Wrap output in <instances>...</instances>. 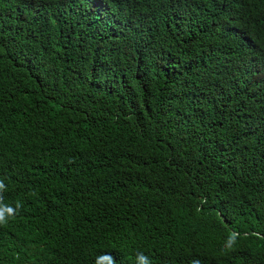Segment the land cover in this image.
Here are the masks:
<instances>
[{"label": "trees", "instance_id": "1", "mask_svg": "<svg viewBox=\"0 0 264 264\" xmlns=\"http://www.w3.org/2000/svg\"><path fill=\"white\" fill-rule=\"evenodd\" d=\"M0 180V264H264V0H0Z\"/></svg>", "mask_w": 264, "mask_h": 264}, {"label": "clouds", "instance_id": "2", "mask_svg": "<svg viewBox=\"0 0 264 264\" xmlns=\"http://www.w3.org/2000/svg\"><path fill=\"white\" fill-rule=\"evenodd\" d=\"M6 186L3 182V180H0V193H2L5 190ZM2 196H0V201H2ZM20 205L17 204V208H19ZM8 211L9 214H11L10 209H5L4 207L0 206V224H6L7 219L5 215V211ZM137 264H151V260L148 256H146L144 253H139L137 255ZM109 264H115V259L112 257H108ZM193 264H198V261H193Z\"/></svg>", "mask_w": 264, "mask_h": 264}]
</instances>
